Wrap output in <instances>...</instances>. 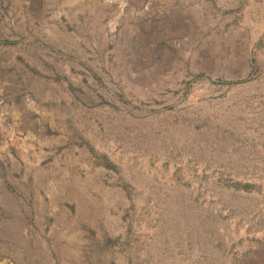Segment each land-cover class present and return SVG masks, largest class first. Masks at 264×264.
Returning a JSON list of instances; mask_svg holds the SVG:
<instances>
[{"label": "rangeland", "instance_id": "rangeland-1", "mask_svg": "<svg viewBox=\"0 0 264 264\" xmlns=\"http://www.w3.org/2000/svg\"><path fill=\"white\" fill-rule=\"evenodd\" d=\"M0 264H264V0H0Z\"/></svg>", "mask_w": 264, "mask_h": 264}]
</instances>
